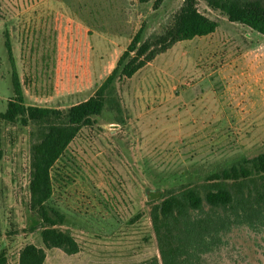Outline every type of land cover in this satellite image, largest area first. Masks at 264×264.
Masks as SVG:
<instances>
[{
  "label": "rangeland",
  "instance_id": "374dc122",
  "mask_svg": "<svg viewBox=\"0 0 264 264\" xmlns=\"http://www.w3.org/2000/svg\"><path fill=\"white\" fill-rule=\"evenodd\" d=\"M183 1L0 0V111L14 96L7 36L26 102L66 107L95 92L141 26L144 40L162 33ZM198 8L218 20L215 33L177 42L132 77L116 79L96 123L70 146L76 164L55 163L52 199L66 215L60 227L80 250L45 248L44 264L160 257L148 192L264 150L263 107L252 116H223L218 105L223 89L264 82V36L204 1ZM257 46V57L232 78L228 60H244L243 49ZM30 130L0 119V253L8 264H19L28 243L44 246L41 226L30 224L37 218L30 208ZM206 264H264V230L232 234Z\"/></svg>",
  "mask_w": 264,
  "mask_h": 264
},
{
  "label": "trees",
  "instance_id": "16d2710c",
  "mask_svg": "<svg viewBox=\"0 0 264 264\" xmlns=\"http://www.w3.org/2000/svg\"><path fill=\"white\" fill-rule=\"evenodd\" d=\"M198 1L220 11L229 21L246 25L264 36V0H184L162 33L144 40L141 26L95 92L66 107L26 102L7 36L14 96L8 99L6 109L0 111V119L31 128L30 208L37 218L30 224L32 228L41 226L44 245L26 244L19 253V264H44L45 248H59L66 254L79 252L80 244L73 234L60 227L66 215L52 199L53 167L64 159H67L65 167H70L68 163L76 164L68 156L70 146L83 127L96 123L116 79L132 77L177 42L217 30L218 20L200 11ZM148 194L160 257L127 264H206V256L229 245L232 234L244 229L255 233L264 230V150L235 158L195 180ZM0 264H8L4 251L0 253Z\"/></svg>",
  "mask_w": 264,
  "mask_h": 264
},
{
  "label": "crops",
  "instance_id": "0c3cea01",
  "mask_svg": "<svg viewBox=\"0 0 264 264\" xmlns=\"http://www.w3.org/2000/svg\"><path fill=\"white\" fill-rule=\"evenodd\" d=\"M248 49H243L242 53L240 54L242 57H244V60L236 59L238 60L236 61L235 59L230 58L226 63L229 68L228 73L232 75V78L234 75L233 70L240 73L244 67V64H246L250 58H253L250 56H256L261 51L260 46H257V48L252 47L249 50ZM256 65L253 67L252 71H254L259 66V64ZM233 67L235 69H233ZM240 79L243 80L245 78L240 77ZM245 81L248 82V80ZM262 81L263 80L250 81V83L243 82L241 84H235V87L231 86L223 89L218 96V99H220V103L218 105H221V108L224 111L223 116H252L253 114L260 112L261 108H264V82L262 83Z\"/></svg>",
  "mask_w": 264,
  "mask_h": 264
}]
</instances>
